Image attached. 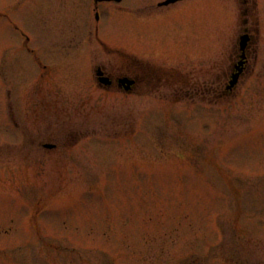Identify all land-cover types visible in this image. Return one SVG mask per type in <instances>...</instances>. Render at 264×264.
<instances>
[{
	"label": "rangeland",
	"instance_id": "rangeland-1",
	"mask_svg": "<svg viewBox=\"0 0 264 264\" xmlns=\"http://www.w3.org/2000/svg\"><path fill=\"white\" fill-rule=\"evenodd\" d=\"M162 1L0 0V264H264V0L171 7L197 27L186 66L200 52L219 94L253 34L217 101L98 87V64L173 60L150 46Z\"/></svg>",
	"mask_w": 264,
	"mask_h": 264
},
{
	"label": "flooded vegetation",
	"instance_id": "flooded-vegetation-1",
	"mask_svg": "<svg viewBox=\"0 0 264 264\" xmlns=\"http://www.w3.org/2000/svg\"><path fill=\"white\" fill-rule=\"evenodd\" d=\"M175 16V13L165 8L163 11L156 14V17L160 19H150V46L154 43L157 45L158 49L164 46L166 47L165 44H167V48L176 46V48L173 47L177 51V53L172 56L173 60H171L170 56H167L166 60H163L159 54L156 58L164 62H153V57L150 56V65L148 64L149 66H147V68L141 63H129L127 65L121 64L119 68L116 69L115 67L114 69L116 70L113 71L108 69L105 63H101L100 68L104 72V75L111 81L110 87L118 86V80L120 78L128 77L134 81L130 91H136L139 86L146 84L145 86L150 87V98L159 100L169 99L174 103H196L198 100L214 102L218 99L220 95L219 70L214 67L215 65H210L205 69L197 67L202 66L201 54L200 52H196L197 50H194L195 62L189 64L190 68L186 66V53L183 51L184 49H181L184 47L182 46L184 45L182 35L186 29L185 25H188L192 39L196 40V28L192 21H186L185 18ZM169 29L171 30L169 31ZM158 31L162 33H157ZM171 31L174 32L171 34ZM176 41L180 43L176 44ZM180 50H182V53L185 55H183ZM247 61L248 57L246 54V63L244 64L243 72L240 77L245 71ZM121 62L122 61H120V63ZM232 69L229 68L228 73L224 74V82L229 80L233 71ZM118 87L122 89L121 86ZM155 93H157V96L153 95Z\"/></svg>",
	"mask_w": 264,
	"mask_h": 264
}]
</instances>
